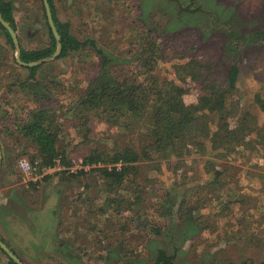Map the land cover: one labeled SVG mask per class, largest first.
I'll list each match as a JSON object with an SVG mask.
<instances>
[{
	"label": "rangeland",
	"instance_id": "obj_1",
	"mask_svg": "<svg viewBox=\"0 0 264 264\" xmlns=\"http://www.w3.org/2000/svg\"><path fill=\"white\" fill-rule=\"evenodd\" d=\"M14 1L20 45L26 50L44 47L49 37L40 4ZM53 4L57 19L69 24L77 40L95 42L114 59L109 68H103L111 73L125 67L128 71L143 68L152 57L143 37L152 31L148 37L161 49L156 75L188 89L187 104L192 103L195 90L189 80H182L178 65L203 57L224 74L238 64L240 81L228 103L231 119L237 121L251 113L252 120L264 127V114L255 96L264 89V52H260L264 48L251 37L264 24V0H53ZM0 48L9 57L7 62L14 53L16 58L2 30ZM94 49L87 46L42 63L36 74L40 85L27 92L7 93L18 82L2 71L0 239L25 264H152L158 249L173 256L175 264L264 263V169L255 154H242L244 147L238 148L236 161L233 156H215L217 150L211 156L193 154L181 165L176 160L160 168L146 163L139 182L143 203L127 210L124 205L119 214L116 206L106 204L102 181L88 175L69 184L56 175L81 171L75 170L74 163L81 158L73 155L70 166L44 169L39 162L32 163L34 145L16 133L15 122L10 124V120L4 127L2 119H28V112L38 108L36 93H46L50 100L45 98L42 104L65 121L61 146L88 150L89 146L116 148L139 143L137 132L112 129L95 116L87 123L75 118L79 114L73 113L74 105L88 83L103 71L102 59ZM21 73L22 79L28 76L25 70ZM210 119L218 121L214 115ZM238 123L247 129L250 117L243 116ZM251 135L256 138L255 133ZM208 159L216 165H206ZM22 160L34 167L32 174L22 170ZM213 165L218 170L233 165L232 172H239L240 188L232 185L219 191V185H209ZM238 195L246 198L234 203L242 198ZM110 196L123 199L133 194L129 189ZM221 203L227 206L223 211L217 208ZM100 208L106 212L100 214ZM150 228L160 233L153 234ZM0 264H10L1 249Z\"/></svg>",
	"mask_w": 264,
	"mask_h": 264
},
{
	"label": "trees",
	"instance_id": "obj_2",
	"mask_svg": "<svg viewBox=\"0 0 264 264\" xmlns=\"http://www.w3.org/2000/svg\"><path fill=\"white\" fill-rule=\"evenodd\" d=\"M36 1L43 11L44 27L49 38L48 43L39 49L26 50L21 44V60L26 63L49 58L57 50V41L49 27L43 0ZM48 1L61 36L62 53L59 59L87 46H93L102 59L101 70L109 68L114 59L110 58L104 50L98 48L95 42L77 40L72 35L69 24L57 19L53 0ZM0 10L3 18L18 33L15 1L0 0ZM0 30L5 35L6 42L14 50L13 40L8 30L1 24ZM145 34L147 38H143L147 45V53H151L152 57L145 62L143 68L138 71H128L125 67V70L119 68L112 73L110 69L103 70L96 79H92L88 83L83 95L80 96L73 108L75 111L73 113L79 114L75 118L79 117L85 123L90 122V116H95L112 129L122 128L137 132L140 137L137 139L139 141L137 145H121L116 148L106 146L92 148L89 146L88 150L81 149L78 147L79 144L75 149H69L68 145L61 146L60 136L63 133L62 128L65 121H60V117H56L55 114L51 115V111L42 104L45 98L50 100V97L44 92L40 95L36 93L38 108L28 112V119L16 118V121L11 118L2 119L4 127L5 123L10 120V124L15 122L16 133L34 145L36 153L31 160L32 163L39 162L41 169L55 166L57 160H60L64 166H70L73 155L81 158L83 163L90 167L89 172L81 170L77 173L67 174L63 171L56 175H61L60 180L69 184L88 175L95 180L102 181L105 187L103 191L107 193L106 204H109V207L116 206L117 214L124 205L127 206V210V208L133 209L143 203L144 190L141 189L142 185L139 182L144 177L143 168L148 162H152L158 168L163 163L169 165L173 160L181 165L193 154L211 156L217 150L218 154L215 153V156L221 158L233 156L236 161L239 154L238 148L244 147L242 154L245 152L255 154L260 160L259 165L264 169V127L252 120L251 113L243 115L244 117L247 115L251 120L247 129L243 125L241 127L238 122H241L243 116L235 121V119H231L229 111L230 97L240 81L238 64L234 63L224 74L213 67L211 59L209 61L203 57H194L195 59L178 65L179 73L183 74L182 80H189L195 90L192 103L187 104L185 98L189 95L188 89L172 80L161 81V77L156 75L157 63L160 59L157 56L161 49L155 41L148 37L153 34L152 31ZM237 36L238 39H245L243 36ZM251 37L255 38L256 44L264 48V24L260 25L259 30H256L255 35ZM260 52H264V50L261 49ZM261 57H264V54ZM214 58L217 59V55ZM8 60L9 57L0 48V80L5 78V75L1 76L2 71L5 70L18 82V85H12L5 91L17 94L19 91L27 92L30 88L37 89L40 83L37 81L36 74L40 66L33 68L20 66L16 61L15 53L10 63L7 62ZM22 70L28 72V76L24 79L21 76ZM32 81L35 85L31 83ZM15 88H18V91ZM262 91L264 89L256 92L255 96L256 103L264 114V92ZM212 115L218 117L216 123L210 119ZM68 118L66 117L65 120ZM21 122L23 123L18 125ZM233 122L235 123L233 124ZM242 128L245 129L241 130ZM253 133L256 138L252 137ZM205 163L209 166L214 161L208 159ZM214 164L216 165V163ZM117 165H121L120 169ZM215 165L212 166L214 169L210 171V174L214 173L209 185H219V191H224L232 185L240 188V181L237 178L239 172H232L233 169H236L233 165H227L225 169L221 170H218ZM178 169L179 167L176 170ZM172 174L176 175V171ZM204 185L208 186V182ZM129 189L133 194L131 198L112 199L113 197L110 196L121 190ZM238 196H242V198L236 199L234 203H239L246 198L245 195ZM226 207L225 203H221L217 208L223 211ZM1 209L4 211L6 206H1ZM104 211L105 208L98 210L100 214ZM150 231L153 234L160 233L159 230L153 228H150ZM9 261L10 264H16L10 258ZM152 264H175V262L174 257L169 255L166 250L158 249Z\"/></svg>",
	"mask_w": 264,
	"mask_h": 264
},
{
	"label": "water",
	"instance_id": "obj_3",
	"mask_svg": "<svg viewBox=\"0 0 264 264\" xmlns=\"http://www.w3.org/2000/svg\"><path fill=\"white\" fill-rule=\"evenodd\" d=\"M43 5L45 8V12H46V16H47V21L49 24V27L51 28V31L57 41V50L56 52L49 58H45V59H41L35 62H30V63H26L24 61L21 60V45H20V41H19V37L17 32L12 28V26L3 18L1 10H0V24L6 29L8 30L12 40H13V44L16 50V61L17 63L25 68H33V67H37L40 66L42 63H46V62H50L53 60H56L59 58V56L62 53V43H61V36L57 30L55 21L53 19V15H52V11H51V7L49 4L48 0H43ZM2 163H3V157H2V153L0 152V175H1V171H2ZM0 249L2 251H4L7 256L12 259L16 264H25L1 239H0Z\"/></svg>",
	"mask_w": 264,
	"mask_h": 264
},
{
	"label": "built area",
	"instance_id": "obj_4",
	"mask_svg": "<svg viewBox=\"0 0 264 264\" xmlns=\"http://www.w3.org/2000/svg\"><path fill=\"white\" fill-rule=\"evenodd\" d=\"M74 163H75V170H82V169L88 168V166H86L83 163L82 159L79 161H74ZM56 165H61V161L57 160ZM20 166H21L22 170L28 175L32 174V172L34 170V167L27 160H22L20 163ZM117 166H118V169H120L121 165H117Z\"/></svg>",
	"mask_w": 264,
	"mask_h": 264
}]
</instances>
